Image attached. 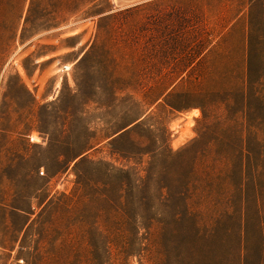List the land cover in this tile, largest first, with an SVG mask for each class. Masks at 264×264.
Returning a JSON list of instances; mask_svg holds the SVG:
<instances>
[{
	"label": "rangeland",
	"instance_id": "374dc122",
	"mask_svg": "<svg viewBox=\"0 0 264 264\" xmlns=\"http://www.w3.org/2000/svg\"><path fill=\"white\" fill-rule=\"evenodd\" d=\"M140 1L0 0V21L11 24L0 25V264L201 261L182 225L164 234L161 221L175 220L173 211L159 209L150 227H141V218L124 210L119 187L104 184L117 178L103 168L83 167L88 187L76 184L73 163L55 173L50 157L61 148L48 147L38 128L39 107L55 101L48 110L57 134L87 127L92 159L128 166L133 163L105 138L126 109L146 110L164 147L176 151L198 137L204 112L208 123L219 120L222 127L233 125L234 115L241 118V104L226 118L225 93L243 85L264 102V0ZM87 50V61L77 65ZM80 90L86 96L74 97ZM205 142L184 161L193 166L186 204L201 243L210 247L209 264H217L225 254L237 259L244 207L242 191L226 185L228 161L215 156L214 142L204 151ZM248 169L242 235L247 259L264 264V148L253 153Z\"/></svg>",
	"mask_w": 264,
	"mask_h": 264
},
{
	"label": "trees",
	"instance_id": "16d2710c",
	"mask_svg": "<svg viewBox=\"0 0 264 264\" xmlns=\"http://www.w3.org/2000/svg\"><path fill=\"white\" fill-rule=\"evenodd\" d=\"M7 1V0H5ZM1 19L0 25L4 27L10 26V21ZM90 55L87 50L78 60L77 65L87 61ZM104 73L107 72V67H104ZM83 96V91H78L74 97ZM221 96V95H220ZM225 107L227 110L226 118L232 107L241 104V118L235 117V123L230 126L222 127L219 120L207 122L209 114L204 112V121L202 127L198 131V137L192 140L187 146L180 150L172 151L164 147L163 141L155 134V128L150 123L152 116L146 114V110H137L132 113L131 109H126L119 117L118 123H112L105 133V138H109L108 143L112 145L113 152L117 153L122 159L131 161L132 165H116L103 159H92L86 152L93 146L91 144L92 132L87 127H83L74 133L64 132L57 134V128L51 122L53 111L48 110V107L55 101L47 102L39 107L37 113V122L40 132H43L48 137V147L61 148L56 154L51 155L50 162L55 167V173L66 171L73 163L71 170L76 175V184L81 187H88L89 181L85 177L83 170L84 166L94 165L103 168L106 176L116 177L115 182H104L109 189L119 187L121 192L122 205L127 213H133L141 218L140 226L149 228L150 223L155 219L156 214H160L161 210L173 211L175 220L165 221L162 219L163 232L175 230V227L182 225L190 235L194 243L190 245L191 253L195 257L200 256L201 261L190 260L188 264H209L208 251L209 246H204L201 241L203 235L194 222L193 217L188 214V206L186 204V195L190 190V182L192 175V167H185L184 161L191 149L205 142L204 151L207 149L209 142H214V154L218 158H223L228 161L229 169L225 171L226 185L230 188H237L242 191L241 202L244 211L241 215V235L238 236V254L237 259H231L229 254L223 255L217 264H258L247 259L249 251L245 243V235L243 232L247 230V213L245 211L248 204V196L246 194L248 185V168L253 153L261 152L264 148V138L261 137L264 129V102L258 94L253 96L248 90V87L242 85L235 92L225 93ZM113 100L116 99L115 92L111 94ZM59 99V98H58ZM250 99H254L256 105L249 103ZM211 100V99H210ZM173 109H179L176 104L167 102ZM54 114V113H53ZM82 118L77 116L76 120ZM233 119V118H231ZM66 122L62 125L64 128ZM134 134L144 137L145 142L136 141L133 138ZM71 139V140H70ZM240 144V149H234V143ZM231 144V145H229ZM252 146L256 150L252 151ZM203 151V152H204ZM241 157L242 161L238 164L236 157ZM147 156L146 158H144ZM26 161H33V158H28ZM46 167V166H45ZM239 173V178L236 180L234 176ZM46 176L48 171L45 172ZM169 177L168 179H166ZM109 205H113L116 199L113 197H104ZM229 203L232 202L229 198ZM185 210L186 218H179L182 211ZM227 214V213H226ZM164 222V223H163ZM179 224V226H178ZM222 225L218 221L217 228ZM186 226V227H185ZM179 230V229H177ZM215 231V228H214ZM166 249V247H164ZM264 253V247H260V255Z\"/></svg>",
	"mask_w": 264,
	"mask_h": 264
},
{
	"label": "water",
	"instance_id": "95a60500",
	"mask_svg": "<svg viewBox=\"0 0 264 264\" xmlns=\"http://www.w3.org/2000/svg\"><path fill=\"white\" fill-rule=\"evenodd\" d=\"M136 1H139V0H118L117 3L119 5H127V6H130V5H133V4L138 3ZM139 2H141V1H139Z\"/></svg>",
	"mask_w": 264,
	"mask_h": 264
},
{
	"label": "bare ground",
	"instance_id": "6f19581e",
	"mask_svg": "<svg viewBox=\"0 0 264 264\" xmlns=\"http://www.w3.org/2000/svg\"><path fill=\"white\" fill-rule=\"evenodd\" d=\"M116 2H118V0H115ZM140 1V0H139ZM136 2H138V1H136Z\"/></svg>",
	"mask_w": 264,
	"mask_h": 264
}]
</instances>
